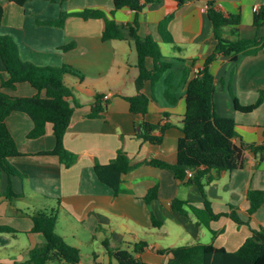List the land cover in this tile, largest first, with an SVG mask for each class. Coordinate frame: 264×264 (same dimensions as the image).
Listing matches in <instances>:
<instances>
[{"label": "crops", "instance_id": "0c3cea01", "mask_svg": "<svg viewBox=\"0 0 264 264\" xmlns=\"http://www.w3.org/2000/svg\"><path fill=\"white\" fill-rule=\"evenodd\" d=\"M145 1V0H141ZM210 2L221 5L220 10L240 18L239 33L243 37L264 36V24L255 26L254 10L263 7L264 0H156L136 12L128 7L115 11V18L123 28L124 39L103 40L102 18H84L71 14L63 26L44 21L56 20L61 11L76 12L88 6L114 8L113 0H28L18 5L0 0L4 15L0 34L11 36L20 57L36 65L71 66L81 78L65 75L71 89L68 100L74 108L70 124L64 134V147L77 155L70 165L58 156L41 154L54 147L55 137L51 125L44 135L28 138L32 119L21 111L12 112L6 119L14 137L19 155L9 162L24 177L8 176L0 172V262L25 261L30 251L42 246V234L32 231V215L40 211L57 216L56 231L71 246L81 250L83 244H92L98 261L111 260L109 251L128 243L144 241L147 247L136 252L148 264H164L169 255L165 249L197 242L211 243L228 251L237 250L253 230L264 227V203L249 213V190H264V101L253 111L241 113L234 109L232 88L242 105H250L264 89V48L256 54L242 55L237 61L219 56L210 66L214 75V103L217 114L236 121V143L254 145L248 148L244 166L223 170L204 186V194L185 176L175 177L172 169L142 165L125 178L122 187L127 192L115 195L113 189L102 182L94 171V163L110 162L119 150L131 159L143 161L150 156L176 161L177 140L182 135L180 122L186 111L185 91L187 80L202 66L215 48L212 25L206 9ZM172 14L168 24L174 44L165 42L158 25ZM138 20V34L149 31L158 42L164 59L173 64V91L176 102L165 95V72L154 86L146 114L132 113L126 97L137 93V53L133 40L127 36L129 24ZM72 44V47L63 49ZM165 44H169L168 47ZM147 64L152 67L151 58ZM3 65L0 59V70ZM183 70L185 71L182 75ZM0 75L6 78L4 72ZM15 96H32L36 93L28 82L14 89H4ZM152 94V85L146 82L142 90ZM97 95L104 97L105 107L99 116L90 115ZM168 122L164 141L159 147L138 138V123ZM18 194L12 200L4 192L9 184ZM159 185L158 197L146 204L140 197L148 184ZM174 199L189 201L202 208L209 201L215 213L235 210L242 221L237 223L228 215L212 220L209 225L200 223L190 204L183 207L185 214L172 209ZM151 213L162 223L154 226Z\"/></svg>", "mask_w": 264, "mask_h": 264}, {"label": "trees", "instance_id": "16d2710c", "mask_svg": "<svg viewBox=\"0 0 264 264\" xmlns=\"http://www.w3.org/2000/svg\"><path fill=\"white\" fill-rule=\"evenodd\" d=\"M18 5L25 4L28 0H9ZM156 0H113L114 8L106 9L101 6H88L81 11H61L56 20L44 21L46 24L63 26L66 18L71 14L84 18H102L104 28L103 40L124 39L123 28L115 18V11L122 7H128L136 12L141 11L147 3ZM178 5H183L186 0H176ZM212 25V35L215 39V48L208 55L196 74L186 83L185 102L186 111L180 122L182 135L177 140L176 161L169 162L161 157L150 156L143 161L131 159L124 151L119 150L117 155L108 163H94V171L98 178L108 184L115 195L127 193L122 185L126 176L142 165L156 168L172 169L175 177L183 180L186 169H193L192 177L187 182L196 185L204 194V186L215 179L223 170H236L244 166L246 151L255 148L245 142L236 143L238 133L236 121L229 116H220L216 112L214 103L215 80L210 70L211 64L219 56H228L232 61H237L242 55L256 54L264 48V36L243 37L239 33L240 18L235 14H227L210 2L206 9ZM4 15V8L0 3V25ZM173 15L165 16L158 25L160 36L165 42L173 43L174 40L169 31L168 24ZM255 26L264 24V9L258 7L254 10ZM127 36L133 40L137 53L138 75L135 79L137 93L126 97L132 113L146 114L151 98H155L154 86L158 79L167 72L164 83L166 99L174 103L176 97L173 91L177 86L173 83V64L164 59L158 42L153 35L146 31L144 35L138 34V20L129 24ZM66 45L63 49L72 47ZM151 58L152 67L147 64ZM0 59L7 76L0 75V172L8 176L18 175L24 177L10 162L9 158L19 155L17 143L6 123L7 117L14 111L25 112L33 122L28 138H37L45 134L47 126L51 125L55 137L54 147L41 154L58 156L59 160L67 167L76 159L77 155L64 147V134L70 124L74 111L68 97L71 95L70 87L65 83V75L81 78V74L71 66L36 65L25 61L20 57L15 40L5 34H0ZM185 71L183 70L182 75ZM152 85L151 96L141 90L146 82ZM28 82L36 93L32 96H15L4 89H14L18 83ZM228 91L232 96L233 107L241 113H249L256 109L264 101V89L259 90L257 100L250 105H242L235 96L232 88ZM104 97L97 95L90 115L99 116L105 107ZM171 124L150 123L142 121L138 123L137 137L149 143L150 147H159L164 141L165 130ZM159 185L157 183L145 186L140 196L146 204L158 197ZM5 196L12 200L18 196L9 182ZM249 213L255 212L264 203V190H249ZM185 204H190L194 214L200 223L209 225L223 215L230 216L237 223L242 221L233 209L228 213H215L209 201L202 208L192 205L189 201L174 199L171 203L173 210L182 214L186 213ZM34 233H40L45 239L42 246L30 251V257L25 261L0 264H80L79 249L67 244L56 232L57 216L54 213L40 211L32 215ZM151 219L154 226L161 225L153 213ZM10 230V227L0 226V231ZM147 247L144 241L128 243L127 246H119L109 251V262L98 261L94 256L93 264H148L143 261L136 252ZM169 255L164 264H264V227L253 230L242 245L235 251H228L223 247H216L211 243H193L189 245L173 246L165 249Z\"/></svg>", "mask_w": 264, "mask_h": 264}, {"label": "rangeland", "instance_id": "374dc122", "mask_svg": "<svg viewBox=\"0 0 264 264\" xmlns=\"http://www.w3.org/2000/svg\"><path fill=\"white\" fill-rule=\"evenodd\" d=\"M167 45L168 47L169 44H165ZM57 231H60L61 232V228L58 227ZM56 231V232H57ZM71 241L67 240V244L71 245L70 243ZM81 246V250H79V254H80V264H93V248L94 246L92 244H83V245H80ZM104 262H109L108 259H106V257H104Z\"/></svg>", "mask_w": 264, "mask_h": 264}, {"label": "built area", "instance_id": "2783aa9c", "mask_svg": "<svg viewBox=\"0 0 264 264\" xmlns=\"http://www.w3.org/2000/svg\"><path fill=\"white\" fill-rule=\"evenodd\" d=\"M216 7L220 9L221 8L220 3L216 4ZM192 175H193V169H190V168L186 169V177L190 178L192 177Z\"/></svg>", "mask_w": 264, "mask_h": 264}]
</instances>
